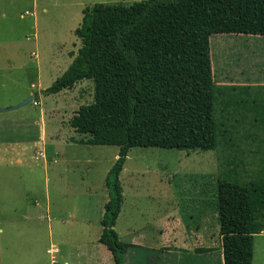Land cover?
<instances>
[{"label": "rangeland", "instance_id": "374dc122", "mask_svg": "<svg viewBox=\"0 0 264 264\" xmlns=\"http://www.w3.org/2000/svg\"><path fill=\"white\" fill-rule=\"evenodd\" d=\"M138 1L0 0V109L34 97L18 109L0 112V264L48 263L46 250L51 243L61 249L82 242L80 231L72 225L81 218L90 220L85 239L93 241L102 229L106 176L119 147L76 144L74 138L88 136L69 123L81 106L94 102V82L82 81L59 94L47 95L44 90L65 72L82 46L74 30L82 22L85 7ZM250 36H211L216 84L264 85V46L249 45L246 39ZM237 127L241 131L248 126ZM240 139V150H236L246 164L238 169L240 178L249 181L262 169L264 137L256 142ZM222 155L221 145L211 151L131 148L120 175L124 201L115 230L123 242L139 244L133 247L141 249L133 248V253L140 263H207L206 254L162 249L169 247V240L161 231L169 217L178 218L187 235L179 238L184 244L180 246L189 247L186 240L188 245L196 243L191 231L202 226L201 244L219 245L215 203L219 183L228 176L221 167ZM137 229L134 235L132 230ZM254 255L253 264H264V234L255 236ZM215 260L210 257V264H218Z\"/></svg>", "mask_w": 264, "mask_h": 264}, {"label": "trees", "instance_id": "16d2710c", "mask_svg": "<svg viewBox=\"0 0 264 264\" xmlns=\"http://www.w3.org/2000/svg\"><path fill=\"white\" fill-rule=\"evenodd\" d=\"M75 34L82 42L78 54L44 93L94 82V102L69 123L88 136L82 144L119 147L106 176L109 200L99 238L115 263L124 264L134 246L115 230L124 201L120 175L131 148L211 151L221 145L228 176L219 183L215 207L224 264H253L255 236L264 233V157L262 169L243 181L238 168L246 162L237 150L241 137H253L238 135L237 120L224 121L237 118L250 101L238 99L235 85L216 84L211 36H264V0L96 3L83 9Z\"/></svg>", "mask_w": 264, "mask_h": 264}, {"label": "crops", "instance_id": "0c3cea01", "mask_svg": "<svg viewBox=\"0 0 264 264\" xmlns=\"http://www.w3.org/2000/svg\"><path fill=\"white\" fill-rule=\"evenodd\" d=\"M257 36L251 35L250 37H248V39H246V42L249 43V45L258 43V44H261L264 46V36H261V35H257ZM34 55H35V57H37L36 53H34ZM67 69H68V67L64 71H66ZM263 69H264V65H263ZM237 70H238V63H237ZM243 76L244 75H242V77ZM227 85H235L236 86L237 89L234 92L237 94L238 99H241V100L242 99H248V97L255 96V94H257L255 96L256 98L254 97V98L248 99L250 101V103H248L244 107L240 108V112L238 113L236 120H237V126H241V127H243V126L247 127L248 126L247 128H245V127H243V129L241 128L240 132L244 136L251 135L252 137H264V128H263L264 127L263 126V123H264V85L263 84H256L257 85L256 86L253 84H246V83H241V82H237V84H227ZM250 86H253V88H256V89H252V88H250ZM240 93H242V94H240ZM260 95L262 96L261 98H260ZM231 121H232V119H230V120L228 119V120H225L224 122L229 123ZM45 139L46 138L44 137V133H43V136H42V141H43L42 151L43 152L42 153L44 155V158H45L44 144L46 143ZM74 140H75L76 144L78 143L81 145H86V144L80 143V141L82 140L81 138H74ZM118 154H119V151H118ZM118 154H117V157H118ZM75 158H76L74 160L75 162L79 160L77 156H75ZM108 200H109V191L107 192V194L105 196V200L103 202L104 206L108 202ZM37 204H38V202L35 201V205H37ZM88 219L81 218L80 222L75 221L72 224V225L77 226V230L80 231L79 235H81V237L83 238V240L80 244H79V241H75V243L70 244L69 247H62L60 249L59 246L51 243L50 247L56 246L59 248V253L57 256L59 258V254L61 255L60 257L63 259V262H62L63 264H116L114 261L113 253L105 245H103L102 243L99 242V238H100L102 230H103L102 226H101L102 229H100L97 237L93 241L90 239H87V238L85 239V235H84L85 232L84 231H86V227L88 228L90 226V224H86V222L90 223V220H88ZM168 219H169V224L166 225L164 227V229H162L161 233L164 236L168 237L169 247H163L162 249H167V248L171 249L173 247L177 250L182 249L185 251L195 252L196 254H202V255L206 254V256L208 257L207 263H206V261L203 260V262H202L203 264L204 263L210 264V262H209L210 257L211 258L214 257V260L217 259L218 264H224V254H223V248H222V243H221V236H219L220 237L219 241H218L219 245H215L214 247H206L203 244H201L202 240L204 239V236H205V231H204L205 226L198 227L197 229H195L196 231L194 233L191 231V233L195 235L196 243H190L188 245L187 240H186L185 246H189V247L184 248L183 246H180L181 244L182 245H184V244L179 242L180 237H187L185 232L183 234L185 227H184L182 220H179L178 218L177 219L172 218L173 219V222H172L171 217H169ZM180 226L183 227L184 229L183 230L180 229ZM206 226L208 227V228L206 227V229H208L207 233H209V226L208 225H206ZM77 230L75 229L76 233H77ZM132 232L133 233L135 232L134 235H136V233L139 232V230L138 229L132 230ZM261 234H264V233H261ZM72 242L73 241H69V243H72ZM130 244L139 245L136 242H132ZM50 247H48L47 250ZM133 248L141 249V247L130 248L129 252L125 256L126 261L124 264H144V263L139 262L138 256L133 253V250H135ZM47 250H46V252H47ZM214 251H218V253H216L215 256L212 254V252H214ZM47 254H48V252H47ZM254 254H255V242H254ZM254 258H255V255L253 257V261H254ZM48 263H46V264H48ZM31 264H37V262L34 261Z\"/></svg>", "mask_w": 264, "mask_h": 264}, {"label": "built area", "instance_id": "2783aa9c", "mask_svg": "<svg viewBox=\"0 0 264 264\" xmlns=\"http://www.w3.org/2000/svg\"><path fill=\"white\" fill-rule=\"evenodd\" d=\"M38 103V102H37ZM48 254L50 255V261L48 264H63L59 258H58V253H59V248L56 246H51L47 250Z\"/></svg>", "mask_w": 264, "mask_h": 264}, {"label": "water", "instance_id": "95a60500", "mask_svg": "<svg viewBox=\"0 0 264 264\" xmlns=\"http://www.w3.org/2000/svg\"><path fill=\"white\" fill-rule=\"evenodd\" d=\"M33 100H34V97L31 96V97L27 98L26 100H24V101L18 103L17 105H14V106H12V107H8V108H1V109H0V112H5V111H9V110L18 109V108H20V107H22V106L28 104L29 102H31V101H33Z\"/></svg>", "mask_w": 264, "mask_h": 264}]
</instances>
